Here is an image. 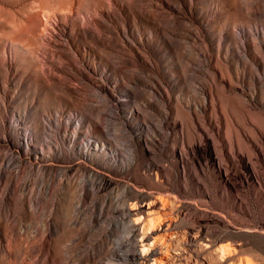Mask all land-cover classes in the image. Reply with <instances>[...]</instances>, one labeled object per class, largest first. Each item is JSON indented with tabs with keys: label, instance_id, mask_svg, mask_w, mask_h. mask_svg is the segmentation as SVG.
Here are the masks:
<instances>
[{
	"label": "rangeland",
	"instance_id": "rangeland-1",
	"mask_svg": "<svg viewBox=\"0 0 264 264\" xmlns=\"http://www.w3.org/2000/svg\"><path fill=\"white\" fill-rule=\"evenodd\" d=\"M231 129L262 142L264 0H0V159L17 166L0 264H107L137 201L182 234L173 260L202 228L214 246L191 264H264V187L237 143L224 157Z\"/></svg>",
	"mask_w": 264,
	"mask_h": 264
},
{
	"label": "bare ground",
	"instance_id": "bare-ground-1",
	"mask_svg": "<svg viewBox=\"0 0 264 264\" xmlns=\"http://www.w3.org/2000/svg\"><path fill=\"white\" fill-rule=\"evenodd\" d=\"M215 130L216 128L212 130L213 131L212 134H209V138L212 139V142L210 141L208 142V144L210 146L211 157L216 165L217 158L214 157V153H216L217 151ZM234 133L235 131H232L231 129L230 132H228L227 134L228 147L230 151H228L226 154L224 153V157L226 158V160L228 159L229 161H233V162L237 160L234 155L235 151L237 152L236 150V143H237L239 161L241 162V164L244 165V167L247 168L248 172L252 177L253 182H256L259 186H261V188L262 186L264 187V135L260 136L262 142H259V140L256 138L257 141L255 140L254 143L252 144L249 139H248L249 142L246 141L245 143L244 141L245 138L243 139L242 133L240 132L239 133L236 132V134ZM244 150H246L247 154L249 153L253 154L254 151V154L252 156L256 160V162H254L255 163L254 165L251 164L252 162H249L251 157L250 156L246 157L244 155L245 153ZM10 161H7L6 158L0 159V187L3 182V179L5 178V172L12 168L14 169L17 167L16 165H13L12 162ZM220 173L224 175L222 168H220ZM224 177L226 183L231 182L230 175L225 174ZM31 187H32V182L28 180L24 184V190L32 191L33 189H31ZM40 190H45L44 186H41ZM263 198H264V194H263ZM134 203L133 205L130 206L127 205H125L124 207L122 206L123 209H121L120 217H123L124 222L128 223V225L126 226H128V228L130 229H128L129 231L128 236L127 235L123 236V237L127 236L126 241H121L116 243L115 247L113 249H110L109 252L105 254L106 258L104 260H106L110 264H191L193 263L192 259H194L195 263H197L199 262L198 260L202 255L201 252L203 251V249L204 248L206 250L211 249L214 246V243L211 242V240L208 239V236L202 232V228L198 232H195L196 229L192 231L187 230L186 233L188 234L189 237L188 240L182 246L181 251L177 256V260L175 259L173 260L172 258H169L167 256L168 254L167 252L170 250L172 243L179 242L178 243L179 246L181 245L180 239L182 237V234L178 232L176 229H174L172 223L162 224L159 219H157L159 220V225L156 224L158 227L156 228L154 226L155 229H151L150 226H153L152 224L156 223L155 222L156 218H154L153 216L154 208L158 206L160 202L154 203L151 201V203L148 202V204L145 205L144 202L138 203L137 201V203L135 204ZM165 208H166L165 204L164 205L162 204V207L161 206L159 207V209L164 213L166 212ZM163 216H166V213ZM159 217L161 218L162 216H158V218ZM147 227L151 230L146 229ZM226 249L228 252H226ZM226 249H224V246H220L217 250L218 255L225 258V260L224 259L222 260L225 262L227 261V259H229V257L232 255V253L235 250L232 249L233 252H231L232 250L230 247ZM101 258L103 257L101 256ZM104 262L103 263L100 262L98 264H105L106 262L105 263Z\"/></svg>",
	"mask_w": 264,
	"mask_h": 264
},
{
	"label": "built area",
	"instance_id": "built-area-1",
	"mask_svg": "<svg viewBox=\"0 0 264 264\" xmlns=\"http://www.w3.org/2000/svg\"><path fill=\"white\" fill-rule=\"evenodd\" d=\"M87 137V136H86Z\"/></svg>",
	"mask_w": 264,
	"mask_h": 264
}]
</instances>
